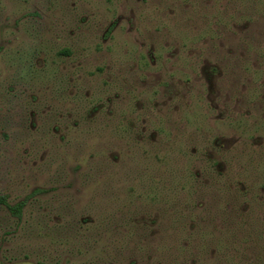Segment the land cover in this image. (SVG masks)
<instances>
[{"label":"rangeland","instance_id":"rangeland-1","mask_svg":"<svg viewBox=\"0 0 264 264\" xmlns=\"http://www.w3.org/2000/svg\"><path fill=\"white\" fill-rule=\"evenodd\" d=\"M0 197V264H264V0H0Z\"/></svg>","mask_w":264,"mask_h":264},{"label":"trees","instance_id":"trees-1","mask_svg":"<svg viewBox=\"0 0 264 264\" xmlns=\"http://www.w3.org/2000/svg\"><path fill=\"white\" fill-rule=\"evenodd\" d=\"M40 190H35L34 192H38ZM0 203H3L4 205H6L8 207V209L15 213L18 217L22 216V209L23 206L25 205V199L23 200H19L17 202H15L14 204L10 205L9 203L6 202L4 197H0Z\"/></svg>","mask_w":264,"mask_h":264}]
</instances>
